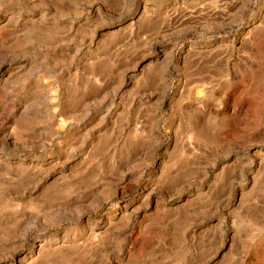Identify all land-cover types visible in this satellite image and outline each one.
Masks as SVG:
<instances>
[{
    "label": "rangeland",
    "instance_id": "374dc122",
    "mask_svg": "<svg viewBox=\"0 0 264 264\" xmlns=\"http://www.w3.org/2000/svg\"><path fill=\"white\" fill-rule=\"evenodd\" d=\"M0 264H264V0H0Z\"/></svg>",
    "mask_w": 264,
    "mask_h": 264
}]
</instances>
